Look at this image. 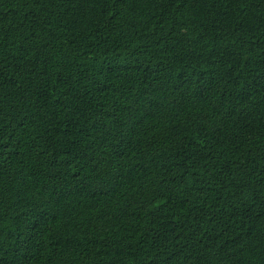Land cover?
<instances>
[{
    "label": "trees",
    "instance_id": "obj_1",
    "mask_svg": "<svg viewBox=\"0 0 264 264\" xmlns=\"http://www.w3.org/2000/svg\"><path fill=\"white\" fill-rule=\"evenodd\" d=\"M0 264H264V0H0Z\"/></svg>",
    "mask_w": 264,
    "mask_h": 264
}]
</instances>
